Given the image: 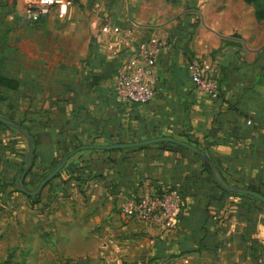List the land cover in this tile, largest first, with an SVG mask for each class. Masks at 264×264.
<instances>
[{
    "label": "crops",
    "instance_id": "1",
    "mask_svg": "<svg viewBox=\"0 0 264 264\" xmlns=\"http://www.w3.org/2000/svg\"><path fill=\"white\" fill-rule=\"evenodd\" d=\"M26 1L0 0V75L19 80L16 88L0 84V115L21 122L32 138L26 187L73 144L171 135L204 150L217 177L252 183L264 194V31L253 10L224 0L208 27L203 18L194 26L155 23L167 41L156 57L155 93L124 102L114 95V71L96 83L86 80L109 61L118 64L124 42L148 33L150 24L132 19L128 3L102 9L103 0L87 23L74 4L59 21L50 9L31 22L15 14L14 5ZM117 8L124 13L114 14ZM198 11L203 17L204 9ZM105 17L132 28L122 43L100 31ZM191 53L219 81L216 97L195 88L186 66ZM143 145L81 148L38 193L27 194L17 184L27 138L0 124V222L17 233L9 246L29 257L42 253L39 264L54 256L69 264H264L259 199L223 191L189 147L166 140ZM145 184L178 191L183 213L172 227L120 213L123 196Z\"/></svg>",
    "mask_w": 264,
    "mask_h": 264
},
{
    "label": "built area",
    "instance_id": "2",
    "mask_svg": "<svg viewBox=\"0 0 264 264\" xmlns=\"http://www.w3.org/2000/svg\"><path fill=\"white\" fill-rule=\"evenodd\" d=\"M71 0H27L19 9L14 5L16 16L29 21H39V17L50 9L62 16ZM99 29L104 34L120 37L123 32L130 33L132 28L121 27L109 17L103 18ZM167 44L165 37L151 32L124 42L125 49L120 56L114 73V95L124 102H144L155 93L156 57ZM120 51V50H119ZM116 52V51H114ZM186 66L195 88L210 97L218 95V84L210 74L209 65L198 55L187 59ZM182 206L180 195L174 188L156 190L148 184L138 187L129 195L123 196L120 213L128 218L161 228L172 227Z\"/></svg>",
    "mask_w": 264,
    "mask_h": 264
},
{
    "label": "rangeland",
    "instance_id": "3",
    "mask_svg": "<svg viewBox=\"0 0 264 264\" xmlns=\"http://www.w3.org/2000/svg\"><path fill=\"white\" fill-rule=\"evenodd\" d=\"M223 2L224 0H103L102 9H104L105 5L108 7V9H110V6L112 4L117 5L128 3L126 5L130 7V12L128 13L130 14V17L136 21H140L141 23H149L150 26L145 29L148 30L146 32L151 33L155 32V23H162V25L165 27V25H168L167 23L169 21L174 19H178V21L184 20L187 24H191L192 26H194L195 24H199L203 18L205 20L202 22L203 25L208 27L211 25V19L215 17V9L223 6ZM96 3L97 0H71L70 4L78 6V19H81V21L84 20V22L87 23L89 21L87 17L89 16L90 11L93 8H97ZM263 3L264 0L262 1V3L259 0V5L261 4L262 6ZM237 4L243 7V10H245L244 13L252 10L254 11L253 0H234V7ZM201 7L204 9L205 13L203 17H201L198 11L199 9H201ZM100 8L101 6L99 7V12ZM113 10H116V12H113L114 14L124 13L122 12V10L119 12L118 8ZM100 13L102 14V11ZM64 14L65 13H63L62 16H57V13L55 12L53 14V20L59 21V17H63ZM103 14L107 15L112 13L110 11H103ZM259 14L260 16H258V18L255 16V18L262 24V28L264 31V8L259 11ZM188 31H190V29ZM229 33H231V35L237 34V32L234 30L232 32L230 30ZM261 40H263L264 43V36ZM21 228L23 227L21 226ZM16 235L17 233L14 229L12 230L7 227L3 228V223L0 222V264H39L38 261L39 259H42V253L31 252V255L29 257L28 255H26L27 253L24 254V252L19 251L15 252L17 246L15 248L11 247V245L9 246L12 241L16 240ZM60 257L62 256H54L51 259L50 257H48L46 258L47 262H44L43 264H69V258H66L65 261H61Z\"/></svg>",
    "mask_w": 264,
    "mask_h": 264
},
{
    "label": "water",
    "instance_id": "4",
    "mask_svg": "<svg viewBox=\"0 0 264 264\" xmlns=\"http://www.w3.org/2000/svg\"><path fill=\"white\" fill-rule=\"evenodd\" d=\"M0 121L5 122V123H7L13 127H16L21 132H23L27 138L28 146H27V153H26V157H25V163H24L23 169L21 170V172L18 176V179H17L18 187L23 192H25L27 194L38 193L42 189V187L47 183V181H49L61 169V167L64 165V163H65L66 159L69 157V155L72 154L77 149H81V148H107L108 149V148L138 146V145H143V144L156 142V141H160V140H166V141H172V142L184 145L186 147H189L191 150L198 153L204 161H208L210 171H211V177L216 182H218L220 185H222L225 189H227L229 191L246 193V194L252 195V196L257 197L258 199L264 201V194H262L261 192L255 190V189H251V188H247V187H243V186L232 185V184H227L224 181H222L219 177H217L215 170H214L213 162L209 159L207 153L204 150L200 149L199 147H197L196 145H193L192 143H190L188 141L175 138L171 135H157V136L147 137V138H143V139H137V140H133V141H117V142H110V143H82V144L78 145L75 149H71L68 153H66L56 165H54L43 177H41V179L38 181V183L36 184V186L34 188H28L24 185L23 178H24V174H25L27 168L31 165L32 138L27 133V131L23 128L21 123H19L18 121L12 120V119L7 118L3 115H0Z\"/></svg>",
    "mask_w": 264,
    "mask_h": 264
},
{
    "label": "trees",
    "instance_id": "5",
    "mask_svg": "<svg viewBox=\"0 0 264 264\" xmlns=\"http://www.w3.org/2000/svg\"><path fill=\"white\" fill-rule=\"evenodd\" d=\"M263 1V0H262ZM262 1L260 0V2L262 3ZM259 0H253V6H254V14H255V16L258 18V16H260V14H259V11L260 10H262L263 8H264V3H263V5L261 6V4L259 5ZM39 19L41 20L42 19V15L39 17ZM39 20V21H40ZM31 22H37V21H31ZM93 48V44L91 45V47H90V50ZM263 50H264V46H263V48H262ZM193 56V54L191 53V55H189V57H188V59H190L191 57ZM117 63H115V62H113L112 60L111 61H109L108 62V64H107V67L104 69V70H102L100 73H98V74H95V75H93L92 76V78L90 79V80H86V82H89V83H96L99 79H101V78H105V77H108V76H110L111 75V72L112 71H114L115 72V70H116V67H117ZM216 79V78H215ZM216 82H217V84H218V89H219V87H220V83H219V81L216 79ZM0 84L1 85H4V86H7V87H9V88H16V87H18V85H19V80L17 79V78H15V77H7V76H2V75H0ZM218 93H219V91H218ZM5 117H7V118H10V119H12L11 117H9V116H5ZM13 120V119H12ZM19 122V121H18ZM19 123H21V122H19ZM0 124H2V125H9V124H7V123H5V122H2V121H0ZM22 125V124H21ZM27 133H28V131H27ZM29 134V133H28ZM80 144H82V143H76V144H73L72 146H70V148L69 149H65V151L63 152V154L57 159V161L55 162V164L54 165H56L59 161H60V159L66 154V153H68L71 149H75L78 145H80ZM142 146H144V145H140V146H137V147H142ZM79 149H77V150H75L72 154H70L69 156H72V155H74L77 151H78ZM24 163H25V160L22 162V167H21V170L23 169V166H24ZM201 163H202V167H203V169L206 171V173L208 174V176H209V178L218 186V187H220L223 191H229V190H227V189H225L222 185H220L218 182H216L212 177H211V171H210V167H209V162L208 161H204V160H202L201 161ZM53 165V166H54ZM30 170V166L27 168V170H26V172H25V174L28 172ZM49 171V170H48ZM48 171H43V172H41L40 173V175L37 177V181H36V183H35V186H36V184L38 183V181L41 179V177H43ZM60 172V170L55 174V175H57L58 173ZM24 174V175H25ZM54 175V176H55ZM221 178V180L222 181H224L225 183H227V184H230V183H228V181L226 180V179H224V178H222V177H220ZM24 182V181H23ZM47 182H49V181H47ZM25 185V184H24ZM232 185H234V184H232ZM34 186V187H35ZM237 186H239V185H237ZM33 187V188H34ZM246 187L247 188H251V189H255V190H257V191H259V192H261L262 194H263V192L261 191V190H259L254 184H252V183H248V184H246ZM156 189V188H155ZM166 189V188H165ZM168 189V188H167ZM156 190H158V191H161V190H163V189H156ZM229 192H234V191H229ZM234 193H239V192H234ZM254 197V196H253ZM255 198H257V197H255ZM258 199V198H257ZM259 201L261 202V203H263L264 204V201H262V200H260L259 199ZM182 213H183V206H181V210H180V212L177 214V217H176V222H177V220L179 219V217L182 215ZM175 222V223H176Z\"/></svg>",
    "mask_w": 264,
    "mask_h": 264
}]
</instances>
